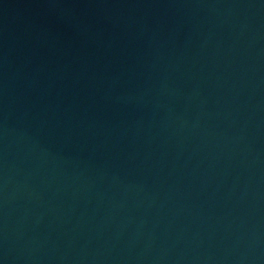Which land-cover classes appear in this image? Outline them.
<instances>
[{
  "label": "water",
  "instance_id": "95a60500",
  "mask_svg": "<svg viewBox=\"0 0 264 264\" xmlns=\"http://www.w3.org/2000/svg\"><path fill=\"white\" fill-rule=\"evenodd\" d=\"M0 264H264V0H0Z\"/></svg>",
  "mask_w": 264,
  "mask_h": 264
}]
</instances>
